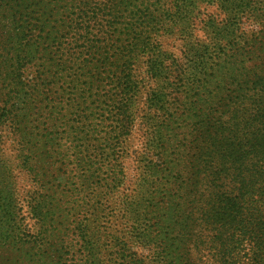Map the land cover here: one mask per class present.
Wrapping results in <instances>:
<instances>
[{
	"label": "trees",
	"instance_id": "trees-1",
	"mask_svg": "<svg viewBox=\"0 0 264 264\" xmlns=\"http://www.w3.org/2000/svg\"><path fill=\"white\" fill-rule=\"evenodd\" d=\"M261 1L15 0L25 11L21 22L40 33L28 46L27 62L35 61L42 83L34 88L41 112L26 154L58 167L40 186L48 199L35 192L26 199L37 229L25 228L15 203V235L31 250L15 264L46 262L40 251L53 255L51 264H188L191 251L183 246L193 234L223 264H237L235 255H254L264 264V72L256 61L259 48L230 52L242 39L235 20L264 15ZM209 6L215 16L204 14ZM167 36L180 43L177 56L163 49ZM173 77L186 84L184 117L165 130L151 116L141 121L147 144L165 164V183L175 185L159 223L143 210L151 206L148 181L140 177L127 189L125 126L139 104L167 109L165 89ZM31 92L21 85L9 99L26 102ZM222 100L231 103V115L213 112ZM210 120L202 135L209 132L211 145L197 163H213L204 175L209 190L192 193L197 180L187 176L185 164L198 138L187 140L182 129ZM171 136L176 144L168 147ZM38 170L30 175L45 176L43 163ZM149 241L155 246L149 255L129 250L130 243L147 247Z\"/></svg>",
	"mask_w": 264,
	"mask_h": 264
},
{
	"label": "rangeland",
	"instance_id": "rangeland-1",
	"mask_svg": "<svg viewBox=\"0 0 264 264\" xmlns=\"http://www.w3.org/2000/svg\"><path fill=\"white\" fill-rule=\"evenodd\" d=\"M263 3L261 1L258 4L262 7ZM215 12L213 6H209L204 10V14L214 15ZM262 12H264V8H262ZM24 16L25 11H22L16 5L15 0H0V264H15V261L24 263V260H27L29 252H31L29 243L27 241L19 242L17 235H15L17 233L15 231V203L21 208L22 224L25 228L30 231L37 229L34 227L33 220L27 212L26 199L33 192L40 195L41 201H44L45 198L48 199L47 195H45V198L43 197L44 194L40 186L42 188L43 185L46 186L49 175L54 172L56 174L58 169L56 164L51 163V159H30L31 157L28 158L26 154V147L29 141L32 140L30 134L34 128V117L41 112L40 99L36 96L34 88L38 87L42 80L37 72L38 66L35 61L28 60L27 62L28 46L33 44V40L40 33L35 30L36 28L28 26L27 22H21L19 17ZM220 17H222V14L218 16L219 25L222 22ZM235 23L237 24L235 36L239 34L242 39L237 40L236 45L232 47L230 52L253 51V48H259L256 53L260 56L256 61L259 62L261 65L260 69L264 72V15L262 13L257 17L241 15L239 19L235 20ZM23 29L31 30L24 38H21L20 34ZM198 34L200 35L201 33L199 32ZM163 39V49L177 56L180 50V43L175 40V37L167 36ZM46 44L44 43L43 45ZM178 62H180V59H178ZM19 66H21L20 69ZM15 73L19 74L16 78ZM21 85L26 87L28 91H32L31 99L26 102H22L19 98L18 100L15 98L14 100L9 99V91L15 89L16 92ZM185 89V81L174 77L171 78L165 89L167 95L164 102L167 109L159 110L153 106L144 109L139 104L137 108H133L131 120L125 126L127 146L122 161L126 173L127 189L131 191V188H136V183L140 177H144L148 181L149 191H152L148 201L151 206L145 207L143 210L147 214L153 211L159 223H161L163 212L167 211L170 204L165 197L175 188V185L165 183L166 171L163 167L165 164L162 159L160 160L157 157L153 145L147 144L144 138V131L146 130L141 121L143 116L148 115L154 119L153 121L159 127L162 126L164 130L167 125L175 127L180 119L184 117ZM240 93L241 91L233 92L232 96L236 97ZM117 97L116 99H118ZM143 100L144 96L140 98V101ZM13 101H15V105L10 107L9 104ZM244 102L248 104L250 100L245 99ZM8 106L9 109L7 108ZM245 108L249 109L248 106ZM212 109H214L213 112L217 111L216 113L226 112V114L231 115L230 111L227 112V110H231V103L227 105L226 100L213 104ZM21 111H25L27 117H22L20 115ZM211 123L212 120L207 121L206 125L196 126L192 130L190 128L191 124H189L185 126V129H182V137L187 140L196 141L198 138V143L194 142V147H191V145L188 147V158L185 164L187 176L197 180L196 184L190 188L192 193L198 191L206 193L209 190L206 183L207 178H204V175L205 171L208 173L212 171L211 164L213 163H210L209 159L205 166L197 163L200 161V156L207 158L202 151L211 145V140L206 137L209 132L204 133V135L202 133L211 127ZM166 143H168V147H173L176 144L173 136L169 137ZM37 152L46 153L44 148H39ZM25 159L26 163H24ZM40 163L45 165L46 170L41 171V173H45V176H39L37 179L35 178L36 176H31L30 172L32 170L35 172L39 171ZM208 166L211 167L207 169ZM202 183L204 184L199 188V184ZM59 195L60 193L56 197ZM55 212L54 216L57 217L58 215L56 214L60 213V211L56 210ZM151 231L155 233L157 230L152 227ZM186 232L189 234L194 233L193 229H188ZM194 235H189L188 241L183 246L184 250L188 248L191 251L186 256L187 263L223 264L214 255L210 254L209 250L212 253L213 249H208L205 244H197L191 238ZM44 243L45 241L43 240L41 249L46 250L47 245L45 246ZM129 250L135 251L136 255H149L155 250V246L153 242H150L147 247H142L138 243H130ZM39 255H44L45 257L46 262L42 261V264H51L50 261L53 255L47 251L43 253L40 251ZM253 256L235 255L237 264H258L259 262L254 260Z\"/></svg>",
	"mask_w": 264,
	"mask_h": 264
}]
</instances>
